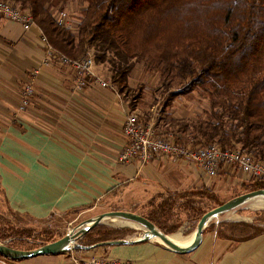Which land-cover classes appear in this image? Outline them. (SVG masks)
I'll list each match as a JSON object with an SVG mask.
<instances>
[{
	"label": "crops",
	"instance_id": "obj_1",
	"mask_svg": "<svg viewBox=\"0 0 264 264\" xmlns=\"http://www.w3.org/2000/svg\"><path fill=\"white\" fill-rule=\"evenodd\" d=\"M42 36L37 25L25 29L0 16V192L13 213L46 220L105 207L115 196L138 199L143 191L218 189L222 181L248 178L227 166L212 178L194 163L170 156H155L148 163L120 161L127 143L126 116L139 111L144 117L154 107L140 101L131 107L113 84L103 87L93 81L77 89L74 68L50 56ZM95 68L105 80L97 64ZM26 85L33 86L34 96L23 108ZM181 99L174 100L181 105L175 117L195 116L194 107ZM152 120L157 131L158 122ZM235 234L220 225L204 229L199 246L187 253L136 238L13 261L75 264V258L107 256L131 264H264V231L244 238Z\"/></svg>",
	"mask_w": 264,
	"mask_h": 264
},
{
	"label": "trees",
	"instance_id": "obj_2",
	"mask_svg": "<svg viewBox=\"0 0 264 264\" xmlns=\"http://www.w3.org/2000/svg\"><path fill=\"white\" fill-rule=\"evenodd\" d=\"M11 1L31 13L52 55L72 61L92 56L95 64L105 65L131 107L129 78L140 62L160 75L167 101L200 90L212 106L206 118L165 120L163 133L178 141L188 135L197 144L241 149L264 161V0H83L74 27L69 20L60 24L55 14L72 0ZM260 188L264 178L252 183V190ZM204 197L214 199L209 188L164 190L145 217L163 228L177 203L195 208ZM230 230L234 233L235 226ZM115 231L95 226L79 238L81 246L113 239ZM15 233L22 238L36 234L20 227ZM4 235L0 240L10 237ZM36 238L40 246L53 241L48 231Z\"/></svg>",
	"mask_w": 264,
	"mask_h": 264
},
{
	"label": "rangeland",
	"instance_id": "obj_3",
	"mask_svg": "<svg viewBox=\"0 0 264 264\" xmlns=\"http://www.w3.org/2000/svg\"><path fill=\"white\" fill-rule=\"evenodd\" d=\"M82 3L83 0H72L71 3H67L68 7L66 9L58 11L55 14L61 15L63 14V12H65L69 17L68 20L72 21L71 27H74L79 23L77 12L79 8L83 6ZM137 65L139 67L134 68L135 70H132V72L134 73H131L129 78L131 84L130 86L132 88L130 93H128L130 95V98H128L131 99V101L133 100L134 104H137L140 101L142 103L145 102L147 106L154 107L153 110L149 109L148 114L146 113V115H144V117L146 118V121L144 122L148 121L154 124L153 120L150 121V119L151 116L155 118L159 126H157L156 128V132H166L167 125H164L165 120L169 122V124L173 122V120L190 119L197 121L199 119L206 118V113L211 111L212 106L209 100L204 98L201 91L197 89L191 91L188 94L184 93L178 95L175 98H182L184 99V103L187 105V107H194L193 110L196 115L194 116V114H192L193 117L185 119L175 117L174 113L178 108H180L181 105L177 104L176 101L174 102L173 100L167 101L168 96L166 94V91H164V89L160 87V75L155 74L151 69L147 68V66L143 62H140ZM98 67L99 71H101L107 77L105 80L109 83V85L112 84L110 79L107 80L110 77L106 66L101 64L98 65ZM93 71L99 78L104 80V78L97 74L95 66ZM91 82L93 81H90V83ZM174 90L175 92H177L178 89ZM135 114L138 115L139 121L141 123H144V117L141 115V113L138 111V113ZM197 117L199 118L195 119ZM162 123L163 126L166 128H160V125L162 126ZM168 131L172 132V128H170V125H168ZM162 133H160L159 135H162ZM163 134L166 135V133ZM186 139H188V137L183 135L182 140ZM236 171L239 170L236 169ZM229 173L232 180L236 178L235 172L231 173V171H229ZM243 174L248 176V178L246 177V179L243 180L240 179V181L234 184L231 182L222 181V185H220L218 189H210V192L214 196V199L204 197V199L199 202L195 208H187L177 203L175 205L176 207L171 212V216L168 215L167 220L165 221V227L159 228L156 225V228L169 236L178 234L181 237H179V240L181 241L188 240L190 237H192V235H195L198 222L201 217V215L199 214L200 210L206 213L207 211L223 204L224 202H227L228 200H231L246 192L252 191L251 186L255 179L249 174ZM143 192L144 194H142L141 192L139 193L138 199H132L130 195H124L122 197L115 196L114 198H111L112 201H108L106 202L107 204H104L106 205L105 207L102 206L101 208V206H97L89 210H82V212H71L67 214L53 216L46 220H35L28 216L13 213L7 207L0 192V238L5 236L4 233L6 232L10 234L9 238L1 239L0 242L5 243L7 245H15L17 247H21V249L24 250H30L42 244V241L36 238L39 233H42L43 231H48L49 234L52 236L53 241H55L67 235L68 233L77 232L78 230L89 226L90 224L84 225L83 223L87 220L99 216L104 212L124 210L135 212L143 216L149 215V213L157 206V203L160 201V199H155V202H152V200L157 196V194H152L151 191ZM259 199H263L264 201V198L251 199L233 210L216 216L211 220V223L207 224L205 231L213 228L215 225L223 226L226 231L230 230L231 226H235V235L237 236V238H243L248 235H251L253 231L257 228H259V230H263L264 206L256 205L259 201H261ZM198 207L200 208V210ZM124 220L125 219L118 217H106L101 221L99 225H97L98 230H116L115 233L111 236V238L113 239L110 240H133L136 238H141L144 235L146 227L133 221ZM17 227L31 228L34 230V234H36L35 236L33 235V237L30 238H22L21 236L15 233V228ZM151 239H155L159 242H162L157 237H153ZM76 244L81 245L82 240L78 239ZM82 250L84 249H68V251L71 252ZM5 258L0 255V264H14L13 259Z\"/></svg>",
	"mask_w": 264,
	"mask_h": 264
},
{
	"label": "built area",
	"instance_id": "obj_4",
	"mask_svg": "<svg viewBox=\"0 0 264 264\" xmlns=\"http://www.w3.org/2000/svg\"><path fill=\"white\" fill-rule=\"evenodd\" d=\"M0 15L8 20L20 23L25 29H30L36 23L28 10L21 9L11 0H0ZM68 15L58 14V22L61 24L68 20ZM43 42L46 43L44 37ZM52 56V52L49 51ZM65 64L71 65L75 71L76 88L84 90L94 78L103 87L109 83L99 78L93 71L95 63L92 56L81 60L72 61L61 58ZM93 81V80H92ZM34 95V88L26 85L22 92V106L26 108ZM124 134L127 143L120 154V161L129 162L134 159L142 163L150 162L155 156H170L175 159H184L197 165L209 177L216 178L220 174L222 166L232 167L251 175L254 179L264 178V161L257 160L252 155L241 149L223 148L218 143L201 145L194 142L191 136L188 139L178 141L170 135L156 133L151 122L141 123L135 113L126 116L124 122ZM75 264H131L107 256H92L90 258H75Z\"/></svg>",
	"mask_w": 264,
	"mask_h": 264
},
{
	"label": "water",
	"instance_id": "obj_5",
	"mask_svg": "<svg viewBox=\"0 0 264 264\" xmlns=\"http://www.w3.org/2000/svg\"><path fill=\"white\" fill-rule=\"evenodd\" d=\"M258 197L264 198V188L252 190L244 194H241L207 211L206 213H204L198 222L197 230L195 232L192 242L187 245H181L175 242L172 238H170L169 235L158 230L155 224L152 221H150L147 217L140 215L138 213H135V212L120 210V211L104 212L100 214L99 216L92 218L90 220H87L86 222L83 223L84 225L90 224L89 226L82 228L78 230L77 232L68 233L67 235L63 236L62 238L58 240L46 243L34 249H30V250L18 249V248H14L5 243L0 242V253L6 258H11L13 260H23V259L37 257L40 255L64 253L68 251V249L70 248L86 249L88 247L77 245L76 244L77 240L81 236H83L86 232H88L91 228L100 224L101 221L106 217H118V218H122L125 220L133 221L135 223L141 224L144 227H146L144 235L141 238H138L139 239L138 241H141V242L147 241L153 237H157L171 249L177 252L187 253L195 249L197 246H199L202 240L203 231L206 228L207 224L213 218H215L216 216L222 213L233 210L239 207L240 205H243L244 203L248 202L249 200L255 199ZM126 242H129V240H124V239L109 240V241H104V242L95 244L93 246L123 244Z\"/></svg>",
	"mask_w": 264,
	"mask_h": 264
},
{
	"label": "bare ground",
	"instance_id": "obj_6",
	"mask_svg": "<svg viewBox=\"0 0 264 264\" xmlns=\"http://www.w3.org/2000/svg\"><path fill=\"white\" fill-rule=\"evenodd\" d=\"M258 198H262V197H258ZM259 200H261V201H259L258 202V204H256L257 206H264V201H263V199H259ZM251 207V206H250ZM125 221V220H124ZM128 225V224H127ZM179 235L177 234V235H172V236H170V238H172L175 242H177V243H179V244H181V245H187V244H190L191 242H192V240H193V238H194V235H192V237H190L188 240H186V241H181V240H179ZM181 238V237H180ZM160 240V239H159Z\"/></svg>",
	"mask_w": 264,
	"mask_h": 264
}]
</instances>
